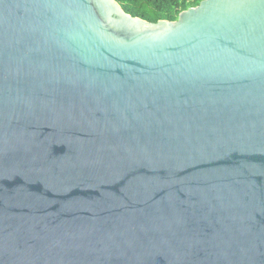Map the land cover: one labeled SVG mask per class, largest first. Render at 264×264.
<instances>
[{"label":"water","instance_id":"95a60500","mask_svg":"<svg viewBox=\"0 0 264 264\" xmlns=\"http://www.w3.org/2000/svg\"><path fill=\"white\" fill-rule=\"evenodd\" d=\"M0 264H264V0H0Z\"/></svg>","mask_w":264,"mask_h":264},{"label":"trees","instance_id":"16d2710c","mask_svg":"<svg viewBox=\"0 0 264 264\" xmlns=\"http://www.w3.org/2000/svg\"><path fill=\"white\" fill-rule=\"evenodd\" d=\"M132 18L157 24L160 21L176 22L189 9L205 0H115Z\"/></svg>","mask_w":264,"mask_h":264}]
</instances>
